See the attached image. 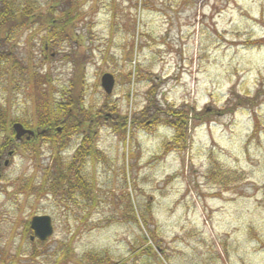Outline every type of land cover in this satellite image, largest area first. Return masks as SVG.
Instances as JSON below:
<instances>
[{"label":"rangeland","instance_id":"rangeland-1","mask_svg":"<svg viewBox=\"0 0 264 264\" xmlns=\"http://www.w3.org/2000/svg\"><path fill=\"white\" fill-rule=\"evenodd\" d=\"M50 1L4 0L40 14L53 8L57 18L78 14L47 49L50 28L40 25L6 44L8 127H37V108L70 90L82 47L83 102L93 113L111 107L130 119L150 106L151 118L188 105L209 116H190L185 148L161 121L125 132L99 126L96 154L76 163L89 194L54 196L43 186L55 156L65 171L82 133L70 131L59 154L53 141H40L36 158L19 150L0 184V264H92L89 256L97 264H264V0ZM104 74L116 80L110 96ZM36 216L53 221L43 245L26 231Z\"/></svg>","mask_w":264,"mask_h":264},{"label":"trees","instance_id":"trees-1","mask_svg":"<svg viewBox=\"0 0 264 264\" xmlns=\"http://www.w3.org/2000/svg\"><path fill=\"white\" fill-rule=\"evenodd\" d=\"M60 1L61 0H51V6L58 7ZM81 3L82 1L79 0L76 3V6L82 5ZM69 11L70 12L67 11L68 13L66 12L63 18H57L54 16L55 12L53 8L45 14H40L35 13L36 11L33 10L30 5H9L8 2L0 0V62L5 58L2 54V51L6 44L11 40V37L14 36L17 31L30 25H40V28H50V30L47 32V37L43 38L45 45H49L50 40L54 41L61 35H64L66 29L70 30L72 23L78 19V14L76 12L73 13V10ZM69 34H72V30ZM74 58L76 59L73 61L75 63L74 65L76 66V74H74V77L71 81L70 90L65 92L66 94L62 96L60 102L55 103L54 105H50L49 102H45L40 108H37V117L40 120V123L37 124L39 129L49 130L51 128L50 126H52L55 121H61L63 131V134L60 135L61 137H65L69 131H76L78 133L80 132L84 136L82 138L80 148L77 150L72 161L67 165L65 171H63L64 166H61L59 158L55 156L56 165L54 167L53 173H49L47 181L43 182V186H47L49 191L54 196L63 197L65 192H70L72 190H79L81 192L85 191L88 194L90 193V188H88L87 181L83 177L84 175L82 174L81 170L76 167V163L79 161L80 164H83L87 157H92L96 154V148L94 144L96 143L98 135L97 130L99 126L109 124L116 131L119 132V128L121 129L122 127L125 132L127 127L131 128V125L134 129L135 127L138 128L140 126L146 127L148 123L156 124L157 121H161L165 124H169L170 127L174 128L178 132V140H183V146L185 148L187 144L186 136L191 123L190 116H192L196 122L201 119V117L206 115L204 112L200 114L191 111L192 108L188 107V105L183 106L179 110L171 109L169 112L157 110V113L152 115L151 118L148 115L150 106L146 107V109L139 115H134L130 119H128V117H122L118 114H114L115 110H112L111 107L107 108L111 115H107L104 111L93 113L90 109L85 108L83 102L85 93L84 63L85 59H87L86 49L82 47L80 52H78ZM258 95L259 92L257 96ZM52 100H54L53 96ZM254 103L255 102L253 101V104ZM41 109H43L42 112ZM157 109L161 108L157 106ZM107 116L109 117L107 118ZM206 116H209V114ZM195 122L193 125L191 124V126L194 127L197 125ZM0 130L3 132L10 131V128L6 127V113L1 107ZM62 144L63 143L58 142V140H53L52 146L57 151V154H59L65 148L66 145L63 146ZM72 177L75 183L72 182ZM29 226V224L26 226V231L31 234ZM39 244L43 245L42 243ZM148 248L149 249L147 250L149 253L154 251L151 247ZM89 259H91L92 264H97L100 262L98 260L99 257L97 256H89Z\"/></svg>","mask_w":264,"mask_h":264},{"label":"flooded vegetation","instance_id":"flooded-vegetation-1","mask_svg":"<svg viewBox=\"0 0 264 264\" xmlns=\"http://www.w3.org/2000/svg\"><path fill=\"white\" fill-rule=\"evenodd\" d=\"M17 124L22 125L23 128L27 131L34 132V136L25 135L22 138H18L17 133L14 130V126ZM61 124H62L61 121H55L52 124V126H50L51 128L50 129L48 128L49 130H45V129H39L38 127H35V129H33L32 127H30L28 125V123L14 122V123L10 124V127H9L10 131L9 132H6V131L3 132L0 130V132H3L6 135H9V136H6V139L4 141H2V143H0V173H1V178H3L4 170L8 169L10 167V164L12 162L11 161L12 157H14V155H16L19 152V150L21 151L22 149L29 147L30 151H32V153H33V156L36 158V156L39 155L37 145L40 143V141L52 142L55 138V139L59 140L60 143H66L65 145H67L68 143L70 144V142H71V138H69L71 136L70 135L71 133H69L70 131L68 132L66 137L60 136V134L61 135L63 134ZM6 127L8 128L7 124H6ZM72 132L74 135L77 134V133H75L76 131H72ZM63 140H69V141L63 142ZM11 153L13 154L12 157H11ZM8 157H10V159H8ZM74 157H75V155L73 156V158Z\"/></svg>","mask_w":264,"mask_h":264},{"label":"water","instance_id":"water-1","mask_svg":"<svg viewBox=\"0 0 264 264\" xmlns=\"http://www.w3.org/2000/svg\"><path fill=\"white\" fill-rule=\"evenodd\" d=\"M115 83V78L111 74H105L101 79L102 89L107 95H111L113 93ZM14 130L17 133L18 138H22L25 135L34 136V132L25 130L20 124L15 125ZM30 228L34 234L31 240L37 239L41 242H45L49 239L54 232L52 220L49 216L34 217L30 223Z\"/></svg>","mask_w":264,"mask_h":264}]
</instances>
